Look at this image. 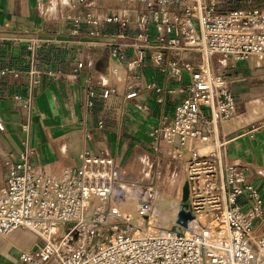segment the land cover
I'll return each mask as SVG.
<instances>
[{
    "label": "built area",
    "instance_id": "2783aa9c",
    "mask_svg": "<svg viewBox=\"0 0 264 264\" xmlns=\"http://www.w3.org/2000/svg\"><path fill=\"white\" fill-rule=\"evenodd\" d=\"M98 2L66 0L71 8H90L66 18L77 35L83 25L89 36L100 35L102 26L116 27L106 41L108 65L98 76L104 98L115 90L113 81L138 74L147 51L153 66L179 81L182 99L149 135L153 150L166 144L170 156L184 166L197 225L150 227L152 186L137 184L132 209L112 155L84 151L79 165L45 173L33 163L35 148L27 139L6 157L0 183V234L24 228L35 235V245L20 250L18 264H264V193L248 179L246 165L225 155L218 123L235 117L236 97L230 79L211 63L213 54L221 62L254 55L264 62V8L221 9V0H110L112 9L106 12ZM37 45L36 39L28 40L27 48ZM167 50L176 57L166 58ZM73 63V72L84 64L76 57ZM19 72L0 67L1 74ZM27 73L33 89L41 70L32 59ZM148 85L160 89L154 81ZM136 93L131 89L125 97ZM87 95L91 106L95 91L89 88ZM12 98L21 106L30 102L19 93ZM207 137L214 147L202 152L197 143ZM149 167L144 159L142 172Z\"/></svg>",
    "mask_w": 264,
    "mask_h": 264
},
{
    "label": "crops",
    "instance_id": "0c3cea01",
    "mask_svg": "<svg viewBox=\"0 0 264 264\" xmlns=\"http://www.w3.org/2000/svg\"><path fill=\"white\" fill-rule=\"evenodd\" d=\"M108 2H98L101 11L112 9ZM244 2L251 6V0ZM88 9L84 5L71 8L66 0H0V67L20 69L17 76L0 73V121L4 125L0 129V183L5 177L8 150L16 154L27 139L35 148L33 163L45 173L79 165L84 151L112 155L117 167L132 161L137 165L141 154L138 149L153 150L151 127L163 115H169L182 99L179 81L153 66L149 51L138 74L126 73L113 81L115 90L104 98L98 76L108 65L106 41L116 27L105 25L100 35L89 36L83 25L82 34H73L72 21L66 16L83 15ZM33 39L38 45L29 50L28 40ZM165 56L175 58L176 53L167 50ZM75 57L84 64L73 72ZM31 59L41 70L40 81L33 89L27 73ZM211 63L230 79L236 97L235 117L218 123L219 136L226 140L225 155L246 165L248 179L259 184L264 193V62L255 55L221 62V56L213 54ZM189 77L186 73L185 80L189 81ZM151 81L160 89L149 86ZM89 88L95 91L91 106L86 105ZM131 89L137 90L136 95L125 97ZM15 93L30 97L28 106L19 105L12 98ZM26 123L28 129L24 128ZM159 150L170 155L166 144H161ZM174 177L179 178V173L168 176L166 187L172 185ZM17 229L10 238L6 237L17 249L16 263L20 250L36 243L32 231ZM21 231L31 234L30 244L17 243Z\"/></svg>",
    "mask_w": 264,
    "mask_h": 264
},
{
    "label": "rangeland",
    "instance_id": "374dc122",
    "mask_svg": "<svg viewBox=\"0 0 264 264\" xmlns=\"http://www.w3.org/2000/svg\"><path fill=\"white\" fill-rule=\"evenodd\" d=\"M246 0H221L222 3L219 4L221 9H228L234 6H244L249 5L245 3ZM251 5H256L260 8H264V0H251ZM220 56V55H219ZM192 57H195L193 55ZM200 55H196V59H200ZM217 68V65H215ZM138 152H141L140 159H138L137 165L124 163L122 166L118 167V176L122 178V180L126 183L123 184L128 191V202H126L132 209H134V201L133 199L135 196V189L137 184L145 185V186H152V197L153 205L151 207L150 212L153 209V212L157 208L162 210V215L157 221H160L163 217L169 215L173 211V207H176L182 201V193H183V184L184 180V166L181 163H178L174 158L170 155H167L162 150H151L150 147H146L143 149H138ZM158 151V152H157ZM7 156H12V151L8 150ZM145 153L148 154V157L145 156ZM6 156V157H7ZM144 159H148V163L150 164L149 170L147 175L142 173V161ZM137 174H136V173ZM173 172L179 173V178L174 177L171 178L172 184L170 187H166V179L170 174ZM135 173V174H133ZM127 194V193H126ZM136 200V198H134ZM175 211V210H174ZM153 212L149 213L150 215ZM168 217V216H167ZM258 219L256 222L258 223ZM184 222L185 219H182ZM255 222V223H256ZM169 228L175 229H183L179 227L178 224L174 223H167L165 224ZM188 225V224H186ZM21 235H17V243L20 244H30L32 242V236L29 232L21 231ZM17 249L13 246V243H10L6 236L0 234V264H18L16 263L17 260Z\"/></svg>",
    "mask_w": 264,
    "mask_h": 264
},
{
    "label": "bare ground",
    "instance_id": "6f19581e",
    "mask_svg": "<svg viewBox=\"0 0 264 264\" xmlns=\"http://www.w3.org/2000/svg\"><path fill=\"white\" fill-rule=\"evenodd\" d=\"M207 60L208 59L206 57V62H207ZM197 147L199 148L200 151L207 152L214 147V142H213L211 137H207L203 140H200L197 143ZM116 175H118V172H116ZM183 180H184V184H183V188H182L183 193H182V201L180 202V204L177 207L175 205L173 207V211L169 215H167L168 217L165 216L160 221H157V220L162 215V210L157 208V210L155 209V211L153 212V209H152L151 212H153V214L149 215L150 227H152V228H156V227L169 228L165 225L166 222L170 223V224L174 223L175 225L178 224L179 227H182V228L187 227L186 224H189L191 227H195L197 225L196 220L193 219V216H192L191 203H190V182H189V178H188L186 170H184ZM126 198H127L126 202H128V191L126 194ZM153 199H154V197H152V205H153ZM182 219H185V221L183 222ZM15 231L9 232L6 235V237L10 238L12 236V233ZM187 232H190V231L187 230Z\"/></svg>",
    "mask_w": 264,
    "mask_h": 264
}]
</instances>
